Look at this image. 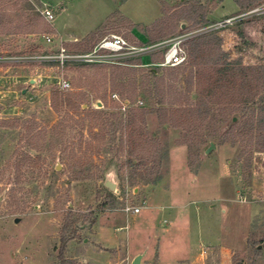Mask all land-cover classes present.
<instances>
[{"label":"rangeland","instance_id":"rangeland-1","mask_svg":"<svg viewBox=\"0 0 264 264\" xmlns=\"http://www.w3.org/2000/svg\"><path fill=\"white\" fill-rule=\"evenodd\" d=\"M199 2L206 21L199 9L193 21L180 18ZM7 6L9 23L32 30L0 34V54L21 57L0 61V264H60L66 224L68 234L75 232L65 248L67 264H132L137 255L141 264H264V103L257 100L264 93V0L233 24L184 43L187 51L193 39L218 38L226 60L241 61L229 107L239 115L251 89L258 102L231 128L229 111L220 110L228 104H205L197 80L190 88L188 70L175 81L169 75L175 66L151 75V53L130 66L30 55L61 46L87 51L110 34L140 45L168 41L238 15L234 0H0V13ZM73 37L79 40H65ZM125 67L137 69L136 88L127 85L122 95L113 77ZM63 79L69 89L61 88ZM58 92L85 102L58 105ZM161 101H175V108L200 103L212 112L199 126L175 127L144 111ZM133 108L146 112L134 136L128 129L103 144L94 133L97 113L121 112L126 120ZM211 142L216 146L206 153ZM131 156L142 160L139 167L127 163ZM108 178L117 183L115 199L104 190ZM135 206L139 213L127 210Z\"/></svg>","mask_w":264,"mask_h":264},{"label":"trees","instance_id":"trees-1","mask_svg":"<svg viewBox=\"0 0 264 264\" xmlns=\"http://www.w3.org/2000/svg\"><path fill=\"white\" fill-rule=\"evenodd\" d=\"M236 4L239 6V12L242 13L246 11L248 8L254 6L257 1L260 0H234ZM39 2V0H37ZM10 6H7L4 9V12L0 13V34H6V33H30L32 26L30 25H22V26H15L8 22L7 15H8V9ZM32 8V7H31ZM198 9L202 10V13L200 14L201 20L206 21L207 17V11L204 8L203 5L199 2V5L188 7L187 9L184 8L181 14L179 15L180 18H184L186 20H195L198 16ZM39 14V13H38ZM160 21V20H159ZM155 23V22H154ZM158 25V24H155ZM181 26V25H180ZM167 33H164L161 35L160 38H163ZM189 50L187 48V57L184 63H182L180 66H175L169 68L170 70V79L172 81L177 80L180 73H184L185 71H189V77H188V84L191 88V85H193L194 81L197 80L196 84L199 85L200 88V94L201 98L206 99L204 102L205 104L210 103H227L225 107H222L220 110L223 113H226L229 111L230 113V119L228 121H232L233 117H236L237 120L235 123L238 122V119L241 117L240 115H243L246 112L247 107L252 108L257 102L264 103V93H262L259 96L258 101L255 100V92L251 89L249 95L247 97L242 98L241 102L244 104V108L241 110V112L234 113V108L229 107L230 104L233 102V98L231 97L232 93L230 92V85L233 83V80L235 76L238 74V72H242L243 67H241V61H231L229 62L226 60L227 54L223 52V50L220 47L221 40L218 38L210 39L207 36L199 37L198 39H193L189 41ZM163 51L160 52H153L150 54V62L151 63H158L163 58ZM203 54L210 55L211 59H204L202 57ZM142 57H136L129 59L127 61L128 64H125V66H130L132 64H143ZM122 65V64H119ZM155 67H151L148 69V72L155 76L159 72V67L157 65H154ZM119 67V66H118ZM137 69L134 67H125L121 71H117L113 77V80L117 82V84L114 85V90H117L122 95L127 91V88L132 87L133 89L136 88V78L134 77L136 74ZM130 75V80L128 83H125L123 80L126 78V76ZM215 75V77H214ZM247 78V76H246ZM248 79V78H247ZM261 83V82H260ZM264 85V82L262 83V86ZM260 86V85H259ZM150 87V84H149ZM172 87V91H174V87ZM264 87V86H263ZM158 85L155 88V92H158ZM150 93L152 94L153 91L149 89ZM171 91V92H172ZM190 91V89H188ZM184 95H188V93H184ZM124 98V97H123ZM188 98V96L186 97ZM79 99H83L82 95L75 94L73 92H58L56 95V100L58 105H61L63 103L68 104L69 106H78L79 108L82 107L83 103L85 101H78ZM227 100V101H226ZM160 105L158 107H155L154 109H146L144 111L150 112L155 111L157 113V116L159 118V122L162 124L170 123L175 127H183V128H189L191 129L193 126L201 125L206 118L208 114L212 112V109L208 106L206 108V111H201L200 103L196 107H188V108H175L172 105L175 104V101H161L159 103ZM170 104V105H168ZM144 111H137L136 109H131L129 113L127 114L128 118L125 120L123 115L124 113L118 112V113H108L104 111H99L94 117V121L96 123L97 129L94 130V133L102 138V143L111 145L116 142V136L118 132H124L128 129H131L132 135L135 134V129L138 127L141 122L144 123L145 113ZM264 117V116H263ZM264 120V119H263ZM261 119V123L264 125V122ZM230 122H228V127H232L233 125H230ZM65 127V126H64ZM96 128V127H95ZM139 128V127H138ZM229 128V129H230ZM108 138V140H107ZM134 140V139H133ZM135 141V140H134ZM125 140L124 137L121 136L120 138V149L121 151L125 149ZM110 149V147L108 148ZM133 149L132 153L136 152ZM123 152V151H122ZM26 160V159H25ZM142 160L138 159L137 157L131 156L127 159V163L129 165L134 167H139ZM82 167H84L83 163H81ZM56 173V170L54 169V172ZM81 173V172H80ZM102 178V175L99 176ZM78 178V177H77ZM104 190L107 193V196L110 197V199H115L116 195L113 191L108 189L106 186H104ZM68 225L66 224L64 226V229L62 231L61 235V247H60V253L59 257L61 258L60 264H67L68 259H66L64 252L65 248L67 247V244L70 239H72L75 235L74 233L68 234ZM257 253L260 254V250L256 249Z\"/></svg>","mask_w":264,"mask_h":264},{"label":"built area","instance_id":"built-area-1","mask_svg":"<svg viewBox=\"0 0 264 264\" xmlns=\"http://www.w3.org/2000/svg\"><path fill=\"white\" fill-rule=\"evenodd\" d=\"M255 10L239 13L235 16H228L211 24L198 28L197 30L183 33L168 41L151 43V44H134L129 42L125 37L119 34H110L103 37L98 43H96L91 49L79 53H69L64 46H61L57 53L54 54H32L31 58L40 59H52L61 60L62 63L67 61L80 62L84 64H96V63H111V64H128L127 61L136 57H143L149 53L162 50L164 47L163 58L158 63H151V65L157 66H178L185 62L187 57V51L184 43L190 39L199 35L208 33L209 31L222 29L234 22L244 18L246 14H249ZM44 15L50 20L53 18V13L50 9H45ZM48 42L52 41L51 36H47ZM161 48V49H160ZM60 58V59H59ZM4 59L21 61V57L17 55H4L0 54V61ZM60 86L63 89H69L71 86L70 81L63 79L60 81ZM116 96V95H115ZM127 210L134 213H139L140 206L127 207Z\"/></svg>","mask_w":264,"mask_h":264},{"label":"water","instance_id":"water-1","mask_svg":"<svg viewBox=\"0 0 264 264\" xmlns=\"http://www.w3.org/2000/svg\"><path fill=\"white\" fill-rule=\"evenodd\" d=\"M183 26H184V25H183ZM236 120H237V118H236V117H233L232 121L230 122V125H231L233 122H235ZM215 146H216L215 143H214V142H211L210 145H209V147L206 149V153H209L212 149L215 148ZM61 168H62V165H61V163L58 161L57 164H56L55 169H56L57 171H59V170H61ZM105 186H106L108 189H110L111 191H115V190H116V187H117V183H116L115 181H113L112 179L108 178V179H106V181H105ZM2 200H3V196L1 195V196H0V202H1ZM141 257H142V255H137V256L134 258L132 264H141Z\"/></svg>","mask_w":264,"mask_h":264},{"label":"crops","instance_id":"crops-1","mask_svg":"<svg viewBox=\"0 0 264 264\" xmlns=\"http://www.w3.org/2000/svg\"><path fill=\"white\" fill-rule=\"evenodd\" d=\"M55 28H56V26H55ZM88 34L89 33H86V35L84 37H86ZM65 40H75V41H77V40H79V38L78 37H73V38H66Z\"/></svg>","mask_w":264,"mask_h":264}]
</instances>
